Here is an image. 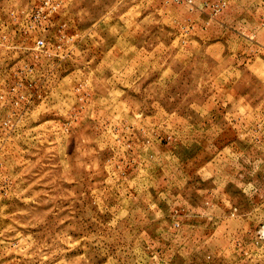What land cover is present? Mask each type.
I'll return each instance as SVG.
<instances>
[{
  "label": "rangeland",
  "instance_id": "obj_1",
  "mask_svg": "<svg viewBox=\"0 0 264 264\" xmlns=\"http://www.w3.org/2000/svg\"><path fill=\"white\" fill-rule=\"evenodd\" d=\"M0 264H264V0H0Z\"/></svg>",
  "mask_w": 264,
  "mask_h": 264
},
{
  "label": "built area",
  "instance_id": "obj_2",
  "mask_svg": "<svg viewBox=\"0 0 264 264\" xmlns=\"http://www.w3.org/2000/svg\"><path fill=\"white\" fill-rule=\"evenodd\" d=\"M42 44V42H40Z\"/></svg>",
  "mask_w": 264,
  "mask_h": 264
}]
</instances>
